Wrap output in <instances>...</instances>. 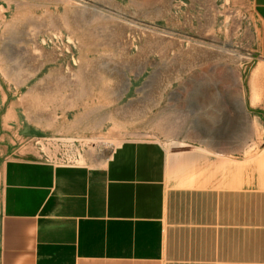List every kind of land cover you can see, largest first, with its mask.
<instances>
[{"label":"rangeland","instance_id":"rangeland-1","mask_svg":"<svg viewBox=\"0 0 264 264\" xmlns=\"http://www.w3.org/2000/svg\"><path fill=\"white\" fill-rule=\"evenodd\" d=\"M250 103L264 108L252 0H0V193L8 159L98 166L124 142L254 128Z\"/></svg>","mask_w":264,"mask_h":264},{"label":"crops","instance_id":"crops-1","mask_svg":"<svg viewBox=\"0 0 264 264\" xmlns=\"http://www.w3.org/2000/svg\"><path fill=\"white\" fill-rule=\"evenodd\" d=\"M252 2L264 58V0ZM262 115L169 148L124 142L98 166L8 159L0 264H264Z\"/></svg>","mask_w":264,"mask_h":264},{"label":"bare ground","instance_id":"bare-ground-1","mask_svg":"<svg viewBox=\"0 0 264 264\" xmlns=\"http://www.w3.org/2000/svg\"><path fill=\"white\" fill-rule=\"evenodd\" d=\"M116 144V143H115Z\"/></svg>","mask_w":264,"mask_h":264}]
</instances>
